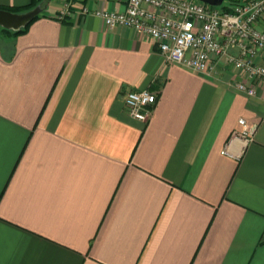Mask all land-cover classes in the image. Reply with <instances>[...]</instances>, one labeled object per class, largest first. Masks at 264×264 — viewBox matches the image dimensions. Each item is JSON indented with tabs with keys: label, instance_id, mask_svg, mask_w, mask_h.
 Here are the masks:
<instances>
[{
	"label": "crops",
	"instance_id": "0c3cea01",
	"mask_svg": "<svg viewBox=\"0 0 264 264\" xmlns=\"http://www.w3.org/2000/svg\"><path fill=\"white\" fill-rule=\"evenodd\" d=\"M64 2L0 31V264H264V87L249 97L226 63L195 72L108 29L96 11L126 0L58 19ZM143 89L148 121L124 103ZM241 117L255 140L223 153Z\"/></svg>",
	"mask_w": 264,
	"mask_h": 264
},
{
	"label": "built area",
	"instance_id": "2783aa9c",
	"mask_svg": "<svg viewBox=\"0 0 264 264\" xmlns=\"http://www.w3.org/2000/svg\"><path fill=\"white\" fill-rule=\"evenodd\" d=\"M74 3L65 0L58 19L71 15ZM126 3L124 11L100 9L96 14L108 29L124 26L153 38L169 63L206 74L226 63L241 75L235 84L239 91L253 97L264 87V0L227 1L222 8L199 0ZM156 101V93L148 89L131 90L124 97L128 113L143 121H148ZM239 126L223 153L237 156L229 151L234 141L241 144L240 154L255 140L256 123L241 117Z\"/></svg>",
	"mask_w": 264,
	"mask_h": 264
},
{
	"label": "water",
	"instance_id": "95a60500",
	"mask_svg": "<svg viewBox=\"0 0 264 264\" xmlns=\"http://www.w3.org/2000/svg\"><path fill=\"white\" fill-rule=\"evenodd\" d=\"M208 3L213 6H220L226 0H199ZM239 2L241 0H227ZM43 12V6L41 4L35 6L24 12H14L7 9L0 8V26L9 30L19 31L27 26L32 20H34L39 14Z\"/></svg>",
	"mask_w": 264,
	"mask_h": 264
},
{
	"label": "trees",
	"instance_id": "16d2710c",
	"mask_svg": "<svg viewBox=\"0 0 264 264\" xmlns=\"http://www.w3.org/2000/svg\"><path fill=\"white\" fill-rule=\"evenodd\" d=\"M46 0H39V1H32L29 5L27 6H24V7H18V8H9V7H0L2 9H7V10H11V11H14V12H24V11H27L31 8H34L35 6L39 5V4H42L44 5V2ZM40 17V14L34 19L32 20L27 26H25L24 28H22L21 30L19 31H13V30H9V29H6V28H3L0 26V31L3 32V33H7L9 35H19V34H22V33H25L27 32L28 28L30 27L31 23L33 21H35L37 18Z\"/></svg>",
	"mask_w": 264,
	"mask_h": 264
},
{
	"label": "rangeland",
	"instance_id": "374dc122",
	"mask_svg": "<svg viewBox=\"0 0 264 264\" xmlns=\"http://www.w3.org/2000/svg\"><path fill=\"white\" fill-rule=\"evenodd\" d=\"M227 1H225L222 5L219 6V8H222V6H224V4H226Z\"/></svg>",
	"mask_w": 264,
	"mask_h": 264
}]
</instances>
